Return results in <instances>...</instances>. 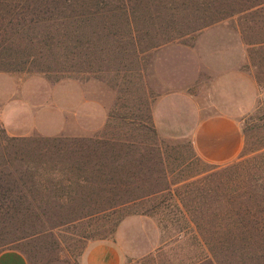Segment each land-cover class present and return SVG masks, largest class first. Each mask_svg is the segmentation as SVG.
<instances>
[{
	"label": "rangeland",
	"instance_id": "1",
	"mask_svg": "<svg viewBox=\"0 0 264 264\" xmlns=\"http://www.w3.org/2000/svg\"><path fill=\"white\" fill-rule=\"evenodd\" d=\"M39 4L0 0V115L9 101H24V88L46 98L45 84L71 79L82 98L84 85L103 103L107 122L92 136L17 137L29 141L23 149L31 157L58 167L47 181L15 183L25 198L11 217L0 213V253L18 251L28 264H80L87 247L112 240L123 219L143 216L150 223L143 240L136 238L132 264H211L232 188L264 176V0H131L115 13L96 12L91 2L83 17L33 12ZM224 36L246 45L259 101L240 123L239 156L212 165L198 158L190 138L158 134L152 110L168 91L198 96L210 85L214 64L226 57L213 41ZM15 112L14 124L30 119ZM131 228L133 235L142 230Z\"/></svg>",
	"mask_w": 264,
	"mask_h": 264
},
{
	"label": "crops",
	"instance_id": "2",
	"mask_svg": "<svg viewBox=\"0 0 264 264\" xmlns=\"http://www.w3.org/2000/svg\"><path fill=\"white\" fill-rule=\"evenodd\" d=\"M213 43L217 51L218 48L225 51L226 57L214 64L215 76L210 85L200 86L198 96L189 89L171 90L159 96L153 106L152 121L161 136L190 138L198 158L208 164L223 165L235 160L242 150L240 123L256 109L259 85L254 70L245 66L247 47L239 37L228 40V36H224ZM77 83L65 79L50 86L45 84L48 96L40 99L29 97L30 86L24 88V101L15 99L1 107L0 120L7 134L11 137L34 133L45 137L67 134L86 137L99 132L107 122L105 107L99 99L89 96L84 85L82 98V88ZM74 95L79 96L72 101L67 98ZM19 108L30 117L25 125L18 121L14 124L11 119L17 116L15 109ZM149 221L143 216L123 219L112 240L98 241L87 247L80 264H132L137 258L136 238L143 240ZM131 226L142 230L133 235L129 233L134 229ZM0 264L28 262L20 252L6 250L0 253Z\"/></svg>",
	"mask_w": 264,
	"mask_h": 264
},
{
	"label": "trees",
	"instance_id": "3",
	"mask_svg": "<svg viewBox=\"0 0 264 264\" xmlns=\"http://www.w3.org/2000/svg\"><path fill=\"white\" fill-rule=\"evenodd\" d=\"M33 9L39 14H57L79 11L83 17L84 5H95L96 12L115 13L126 11L131 0H41ZM49 3V4H48ZM6 6L13 7L6 2ZM109 5V7H107ZM28 9V6L25 5ZM22 9V7H20ZM109 8V9H108ZM25 9V7L23 8ZM22 9V10H23ZM24 11V10H23ZM29 141L24 138L9 137L0 128V213L11 217L16 207L21 205L25 196L17 191L16 182L29 180L34 185L38 180L47 181L49 175L57 171L58 164L42 158L35 159L23 149ZM24 146V148H25ZM62 165V163H59ZM236 165L216 167L214 170L230 172ZM63 183L67 179L60 178ZM153 195V194H150ZM147 196L134 199L128 198L126 203L140 200ZM114 198V194L112 195ZM215 215H219L216 212ZM228 217L224 230V237L220 234V227L215 226V234L219 237L215 241L217 250L211 254V264H264V176L253 178L250 184L235 185L229 196L226 209ZM211 251V250H210ZM225 254L224 263L219 255ZM200 264V263H199ZM202 264V263H201Z\"/></svg>",
	"mask_w": 264,
	"mask_h": 264
}]
</instances>
